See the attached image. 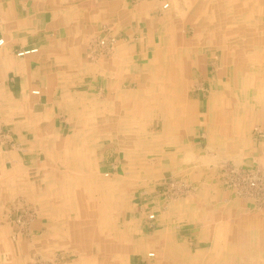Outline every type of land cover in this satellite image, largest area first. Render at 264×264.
Returning <instances> with one entry per match:
<instances>
[{
  "label": "crops",
  "instance_id": "0c3cea01",
  "mask_svg": "<svg viewBox=\"0 0 264 264\" xmlns=\"http://www.w3.org/2000/svg\"><path fill=\"white\" fill-rule=\"evenodd\" d=\"M220 3L238 4L234 7L238 15L232 18V24H225L229 19L226 16L218 22V29L213 30V25L208 26L207 20L215 15L203 12L199 6L218 4L220 8ZM165 4L169 5L166 9ZM245 8L249 10L247 19H253L248 26L239 22L243 14L241 10ZM263 15L264 0H0V203L7 194L17 196V187L23 185L24 179L34 178L35 168L40 174L38 177L50 181L48 185L54 188L46 194L41 191L40 200L35 197V201L34 187L25 181L26 198L43 206L47 215L45 221H40L39 226L26 235L25 241L35 246L39 242L43 252L48 254L56 252L57 255L62 250L71 251L70 248L84 252L80 236L73 245L69 242L70 248L66 247L64 242L71 241L67 238L66 218L57 213L60 208L66 210L67 202L75 203V197L82 199L77 193L83 192H72L73 196L66 198L64 188L67 183L60 180L91 178L90 173L83 176L85 172L80 166L86 162L89 165L97 162L116 170L124 182L126 190L122 189L125 193L119 195L118 203L126 201L127 191L132 190L128 194L133 195L134 219L128 222L127 228L139 227L137 233L148 235L138 240L136 251L128 256V264H132L131 260L135 258L137 262L133 264H264V261L258 262L259 256H264V230H261L264 218L258 217L260 215L251 209L247 210L246 203L230 201L233 196L228 189L218 191L223 201L220 203L223 214L217 217L215 224L223 227L219 233L212 230L209 204L205 202L207 198L204 199L203 188L193 189L184 202L165 205L161 189L145 186L152 179L161 184L176 179L184 164L205 161V157H197L202 146V127L212 134L217 132L216 138L222 143L230 132V136L232 134L235 140L241 141L242 125L249 123L250 119L241 117V85L236 90L241 102L235 104L231 111H223L221 93L230 74L225 71L227 75L221 79L215 65L208 69L206 66L209 61L217 60L215 51L234 47L235 43L228 37L230 33H235L234 37L243 41L261 38L257 44L242 45L240 42V47L250 55L246 56L247 66L250 61L264 66V54L261 56L259 53L258 59L255 54L264 46V36L260 35L261 30L264 31ZM201 28L206 31L200 32ZM238 31L240 33L237 34ZM102 35L116 37L118 42L112 49H104L105 54L100 52L103 48L98 44ZM202 35L208 38L205 40ZM31 49H38V52L25 57L17 55ZM165 62L169 63V73L163 74L165 69L161 72L170 88L161 92V95H168L162 106L166 112L163 111V116L159 112V121L164 118L163 127L158 136L145 140L144 135L141 140L144 150H148L146 156L153 157L154 167L148 171L155 174L145 180L142 172L131 174L126 170L135 159L123 156L124 140L119 139L120 144L114 141L117 128L113 109L115 100H121L123 106L130 104L129 94L133 91L138 97L137 102H131L136 109L151 108L152 102L146 96L140 101V95L146 94L145 89L152 87L153 83L155 86L160 84L162 79L154 78L151 69L153 72L157 66L162 69L167 65ZM212 69L217 71L213 78L210 75ZM250 75L254 81L259 77L255 71ZM210 77L213 80L208 100L203 94L193 99L190 89L195 83L204 87ZM180 82L186 90L181 93L176 85H172ZM263 89L256 88L258 100L264 101ZM155 109L152 114L159 115L158 108ZM99 113L105 118L98 121ZM87 115L90 116L89 122L86 121ZM229 117H232V124ZM178 123L181 129H178ZM86 131L91 132L88 137H85ZM73 134L75 138L71 137ZM57 161L63 163V170L61 166H57L58 170L50 168ZM68 161L77 163L78 170L76 167L74 171L67 172ZM134 179L139 187L131 184L130 180ZM96 190L103 195L105 208L99 209L101 205L91 201V205L80 209L105 211L106 217L113 219V190ZM90 194L82 200L92 197ZM150 208L156 210L152 224H148L144 216ZM2 209L0 206V218ZM119 210L124 209L121 207ZM96 214L98 218L92 219L96 221L95 226L103 218ZM55 216L58 222L54 221ZM136 219L141 221L137 220V223ZM5 221L0 219V250L4 246L14 258L17 257L14 255L18 244L24 242L23 235L11 238L12 234H17L15 226ZM93 221L89 225H93ZM151 226L153 230L149 232L146 228ZM92 237L89 233L87 241L90 240L91 244ZM147 249L154 250L153 261L147 260ZM112 252L110 247L105 257L112 258ZM3 257L7 255L0 254V258Z\"/></svg>",
  "mask_w": 264,
  "mask_h": 264
},
{
  "label": "rangeland",
  "instance_id": "374dc122",
  "mask_svg": "<svg viewBox=\"0 0 264 264\" xmlns=\"http://www.w3.org/2000/svg\"><path fill=\"white\" fill-rule=\"evenodd\" d=\"M223 3V2H222ZM214 4V3H213ZM220 8L216 6L211 5L208 6L205 5L203 8L202 6H199L200 9H202L203 12H207L211 16L210 19L207 20V25L210 24L216 27H211L213 30L217 29L219 26V21L222 22L221 19L225 18L226 16H230L228 21H225V24H232L231 21L233 17H237V13L234 10L235 6H238V4L232 3L229 4H220ZM251 7V6H250ZM253 7V5H252ZM216 9V10H215ZM224 9V10H223ZM237 10V9H236ZM218 11V12H217ZM220 11V12H219ZM242 17L240 18L239 22L240 25L245 24L246 26L250 25L253 22V19H247V15L249 14L248 9H242ZM240 11V12H241ZM255 12H257V9H254ZM224 12V13H223ZM239 12V14H240ZM252 12V10H251ZM218 14V15H217ZM264 15L261 17V20L263 21ZM197 18L194 19V22ZM216 19V20H214ZM239 19V18H237ZM200 21V20H198ZM216 22V23H215ZM238 23V22H237ZM183 26H186L185 24ZM232 26V25H230ZM228 27V26H227ZM185 29V28H184ZM200 32L204 33L205 30L203 28L199 29ZM262 33H260L261 36H264L263 29L261 30ZM204 39L208 38L207 36H203ZM233 37V36H232ZM100 40L104 39L107 41L115 40V45L118 43L117 38L113 36H106L102 35V37L98 38ZM99 40V41H100ZM98 41V43H99ZM262 50H257L255 52L256 59L259 58L260 54L263 56V50L264 46H261ZM102 54H105V50L102 49L100 51ZM99 52V53H100ZM216 56H218L217 60L211 62H208V65L206 68H213L214 65L216 66V70H218L219 65L222 64L223 60H226L224 57H222V54H218V51L216 52ZM237 53V52H236ZM238 54L235 56L236 60L238 61V66H242L243 70V77L248 76L245 79L242 78L240 80V85L242 89V113L241 117L243 118H250L253 121L249 119V123H245L242 125V138L241 141L235 140L232 137V134L230 136V132L226 138L225 144L223 145L222 140H217L216 135L217 132H212L206 130L204 127L201 128V133L203 135L202 139V146L201 149L198 150L197 157H205L204 162H196L194 159L193 164H189L191 162H188L189 165L186 166L184 164L180 168V175L176 179L168 180L167 182H164L161 184V182H156V180L152 179L151 183L145 186H149L151 188L157 187L158 190L161 189L163 193V199L165 205H174L178 202H184L185 198L188 196L187 194L190 193L193 189L196 188H203L204 189V199L207 198L208 207H209V217L210 222L213 223L212 230L217 232H221L223 227L215 226L216 222L218 221L217 217L223 214V209H221V204L223 201L221 200L222 196L218 194L219 190L228 189L233 198L230 199V201L238 200L241 203H246L247 210H252L255 214L260 215L258 217L264 218V206H258L257 203L251 199L246 198L243 196H239L237 190L234 188L235 185L233 183H230V181H233L234 175L227 174L231 169L235 168L242 172L246 173H252V172H264V101L258 100L256 98L257 90L256 88L262 89L264 87V66H259L257 64H254V62L246 61V56H250L248 52L242 50L241 52L238 50ZM260 53V54H259ZM181 58V56H180ZM230 59V57L228 58ZM168 61L169 60H165ZM258 61V60H255ZM165 62V66H163L162 69H160L161 66H157L153 69H151L152 75H154V78L157 77L158 80H161L160 84L158 83V86H155V83L152 84V87L146 88L145 92L146 94L140 95V101L144 96H146L147 100H150L152 102L151 108L149 109H142L139 111V109H136V106L133 105L131 102H137L136 93L133 91V93L129 94L130 98V104H127L126 106L121 105V100H115V106L113 109V121L116 125L115 131H114V141L119 143V139H122L125 141V145L123 146L122 154L125 156V159H129V157L132 159H135V162L129 163L127 167V171H130L131 174L142 172V178L145 180H148L150 178L154 177L153 171H148V169H153L152 167V156H146L145 153L148 152V150H144L145 147L141 145V140L143 139V136L145 135V140L148 139L150 136H158L162 130L164 118L163 120L159 121L160 119V113L163 116V111L166 112V108H162L163 101L167 93L161 92H167L170 88V84L166 83L163 80L162 77V70L165 69L166 72H163V74L169 73V63ZM257 63V62H256ZM264 64V63H263ZM215 69L210 70V75L213 78V76L217 73ZM228 73H232V67L228 68ZM252 71H255L257 74H259V77H257V80H253V76L250 75ZM220 75V72H219ZM206 82L205 86L203 87L202 84L195 83L194 86L190 89L191 90V96L193 95V99L197 98L199 95L203 94L205 96V100H208V97L211 93L210 89V82L211 79ZM233 78V77H232ZM155 81V80H153ZM233 81H236L238 84V80L234 79ZM245 81V83H244ZM254 81V82H253ZM159 85L163 87H159ZM173 86L176 85V89L178 92L186 91L184 88H182L183 84L182 82L172 84ZM233 84H230V87H226L224 90L231 89ZM203 87V88H202ZM147 90V91H146ZM237 90V88H236ZM234 91L233 95L226 96L227 101H229L228 106L225 108V106L222 104L223 111L232 110L235 107V104L237 105L240 103L238 98L240 99V95L238 96V92ZM150 92V93H149ZM264 94V89L261 90ZM237 95V96H236ZM235 96V97H234ZM238 97V98H236ZM160 98V99H159ZM160 100V104H157ZM127 101V100H126ZM128 102V101H127ZM157 102V103H156ZM165 103V102H164ZM222 103V102H221ZM249 103V104H248ZM157 104V105H156ZM233 104V105H232ZM233 106V107H232ZM158 108L157 114H152L154 111ZM247 107V108H245ZM160 108H162L160 110ZM225 108V109H224ZM244 112L245 115H244ZM100 114V113H99ZM97 115L98 121L101 118H105V116H102V114ZM94 116V115H93ZM165 118L167 115H165ZM253 117V118H252ZM90 116L87 115L86 121L89 122ZM243 118V119H244ZM176 119H179L177 117ZM175 119V120H176ZM231 119V121H230ZM173 122V121H172ZM248 122V120H247ZM176 122L174 121V124ZM229 123L232 124L233 120L232 117H229ZM229 124V126H230ZM176 125V124H175ZM176 127V126H175ZM178 129H181L180 123L177 124ZM145 131V134L144 132ZM91 132L86 131L85 137H88ZM74 137V134L71 136ZM212 137V138H211ZM120 144V143H119ZM209 145V146H208ZM207 146L210 147V149H207ZM147 148V147H146ZM73 151V149H71ZM70 153V152H69ZM75 153V152H74ZM73 153V154H74ZM152 154V153H151ZM150 155V154H149ZM70 156V155H69ZM73 156V155H72ZM213 156V157H212ZM57 157V156H55ZM182 157V156H181ZM181 159V158H180ZM192 160V159H191ZM189 160V161H191ZM66 171L72 172L68 170H73L77 167V163H70V161L66 162ZM63 163H59L58 161L51 164L50 168H54L58 170L57 166H61V170L64 168ZM80 166V169L82 172H85L83 176H86L87 174H91V178H85V179H69L66 180H60V182H66L67 185L64 188L66 190V198L73 196V194H76V192L82 191L86 192L88 191V195L86 197L90 196L89 198H85L84 201L82 199L77 200L75 197V200L73 202L75 203H66V210H57V213H61L64 218H66V224H67V238L71 241L64 242L66 243V247L70 248L71 245H73V241L79 240L82 238L83 242V248L84 252L81 249V251H78L77 248H70L67 250H62L61 252H58L56 255L55 253H49L43 252L42 245L39 242L37 243V246L29 244V242L25 241L26 235L32 233V231L39 226V222L44 220L47 215H45L43 206L39 205V203L32 202L26 198V191L24 190L26 187L25 181L27 184H31L34 187V200L36 201L35 197L42 196L41 194H46L49 191L53 190L52 186L48 185L50 181L48 180H42L40 177V174L36 172V168L33 169L35 171L34 178L32 180H23V185L19 184L17 187L18 189V195H12L10 196L7 194L6 198H4L3 203H0V206H2V216L0 219L3 221L6 220L7 222H11L13 224L14 232L17 234H12L11 238L20 237L24 240V242L18 244V251L16 253L17 257H10L8 249L5 250V247L2 246V249L0 250V254H6L7 257L0 258V264H128L130 253L133 254V252L136 251L138 240L142 237H147L148 235L142 234L140 231L137 233L139 227L135 228H127L129 226L128 222H133V204H132V194H128L129 191H127V200L119 202V198L122 193V189H125V185L122 182V179L119 178V175L117 174L116 170L111 169V167H105L103 164H97L95 162L94 164L89 165L87 162ZM46 166V165H45ZM243 166V167H240ZM193 167V170H192ZM48 168V169H50ZM78 170V167H77ZM95 174L94 177L92 175ZM108 174V176H106ZM193 180H192V178ZM230 180V181H229ZM1 181V180H0ZM131 184L133 186H138L137 180H130ZM52 182V181H51ZM156 182V183H155ZM161 184V185H160ZM97 187V188H96ZM9 188V186H8ZM44 188V189H42ZM101 188L106 189L110 188L113 190L114 195V203H113V219H109V217H106L107 214L105 211H92L89 214V210L86 209H80L81 207H86L87 205H84L85 202H91L93 201V204L98 203V206L101 205L99 209L105 208V199L103 200V195H101L100 191H97L96 189ZM126 190V189H125ZM200 190V189H199ZM7 192V190H5ZM43 191V193H41ZM38 192V193H37ZM73 192V194H71ZM97 193V194H96ZM131 193V192H130ZM220 193V192H219ZM37 194V196H36ZM172 197V198H171ZM201 198V197H199ZM230 198V197H229ZM228 198V199H229ZM55 199V198H54ZM90 199V200H89ZM79 201V202H78ZM222 201V202H221ZM113 202V199H112ZM218 202V203H216ZM73 204V205H69ZM84 205V206H83ZM123 207V211L119 210V208ZM97 208V206L95 207ZM62 209H65V206H62ZM140 211V210H139ZM146 214H144L145 219L148 221V224H152L155 219H150L151 215H155L156 210H153L152 208L146 210ZM251 211V212H252ZM50 212V211H48ZM96 212L99 214V218L103 217L98 221L97 226L96 221H93L94 219H97ZM138 212V211H137ZM136 212V213H137ZM128 214V215H127ZM131 214V215H130ZM56 219L54 221L58 222V218L55 216ZM105 218V219H104ZM136 218H139L137 215ZM144 218V217H143ZM93 219V220H92ZM107 219L109 221H107ZM119 219V220H118ZM79 220V221H78ZM136 219V222L138 223ZM5 221V222H6ZM53 221V220H52ZM92 222L94 225H89V223ZM107 221V222H106ZM141 221V220H140ZM120 223V224H119ZM82 224V225H81ZM38 225V226H37ZM84 225V226H83ZM148 226V225H147ZM137 229V230H136ZM148 231L152 232L153 226L147 227ZM264 230V228H261V230ZM126 230V231H125ZM89 233H91L92 237V244L90 243L89 239ZM40 234V233H37ZM28 237V236H27ZM27 242V243H26ZM69 242H72L71 245ZM94 245V246H93ZM35 246V247H34ZM92 246V250H91ZM129 246V247H128ZM110 247H112V254L114 255L112 258H106L105 254H109ZM128 247V248H126ZM134 249V251L132 250ZM127 250L129 253H127ZM147 260L153 261L154 257H149L150 253H154V250L147 249ZM80 252V253H79ZM92 252V254H90ZM78 254H81V257H77ZM131 254V255H132ZM55 255V256H54ZM85 255L87 257H85ZM91 255V257L89 256ZM264 261V256H259L258 262ZM137 262V259H132L131 263Z\"/></svg>",
  "mask_w": 264,
  "mask_h": 264
},
{
  "label": "bare ground",
  "instance_id": "6f19581e",
  "mask_svg": "<svg viewBox=\"0 0 264 264\" xmlns=\"http://www.w3.org/2000/svg\"><path fill=\"white\" fill-rule=\"evenodd\" d=\"M174 2V1H173ZM185 3V2H184ZM221 4V3H220ZM211 5V4H210ZM213 5V4H212ZM218 5V4H217ZM250 5V4H249ZM222 6V5H221ZM195 7V6H194ZM117 8V7H116ZM171 9V8H170ZM184 10V9H183ZM224 10V9H223ZM177 11H178V9H177ZM190 12V11H189ZM218 12V11H217ZM220 12V11H219ZM224 13V12H223ZM114 14V13H113ZM127 14V13H126ZM183 14V13H182ZM218 15V14H217ZM181 16V15H180ZM203 17V16H202ZM230 17V16H229ZM187 18V17H186ZM146 19V18H145ZM228 19V18H227ZM216 23V22H215ZM198 24V23H197ZM205 24V23H204ZM221 24V23H220ZM264 24V23H263ZM200 25H201V23H200ZM199 25V26H200ZM197 26V25H196ZM209 26V25H208ZM216 27V26H215ZM218 29V28H217ZM252 29V28H251ZM206 31V30H205ZM246 31V30H245ZM159 32V31H158ZM252 32V31H251ZM163 33V32H162ZM238 33H240V31H238L237 32V34ZM235 33H230L229 35H228V37H230V40L232 41V43H235V45H234V47L232 46H228V47H223L224 49L223 50H219L218 51V54L220 55V53L222 54V57H224L226 60H223L222 61V64L221 65H219V66H217L218 67V71L220 72V78L221 79H223L224 77H225V75H227V74H225V71H227V69L228 68H230V67H232V73L230 74V75H227V83L224 85V88H223V91H222V93H221V100H222V104L225 106V108L228 106V103H229V101H227V98H226V96H229V95H233V93H234V91L236 90V88H237V86L238 85H240V80L242 79V78H245V79H250V78H247L248 76L246 75V77H243L242 75H243V73H242V70H243V68H242V66H238V61L236 60V58H235V56L238 54V56L240 55L239 53H238V50L241 52L242 50H241V47H240V42H242V45H249V44H251V43H258L260 40H261V38L258 40H256V39H254V38H251L250 40L248 39V40H239L238 38H235L234 36H236V35H234ZM165 35V34H164ZM240 35V34H239ZM257 35V34H256ZM203 36V35H202ZM233 36V37H232ZM103 40V39H102ZM204 40V39H203ZM206 40V39H205ZM235 41V42H234ZM205 43V42H204ZM256 43V44H257ZM197 45V44H196ZM214 48V47H213ZM217 52V51H216ZM237 52V53H236ZM191 55V54H190ZM230 57V59H228ZM202 63V62H201ZM159 65V64H158ZM146 68V67H145ZM242 69V70H241ZM233 77V78H232ZM234 79H237L238 80V84L235 86V84L237 83L236 81H233ZM222 82V81H221ZM244 83H245V81H244ZM230 84H233V86H231L232 88L231 89H229V90H224L227 86L228 87H230ZM226 95V96H225ZM237 96V95H236ZM238 96H239V94H238ZM235 97V96H234ZM236 98H238V97H236ZM238 100H239V98H238ZM240 102H241V99L239 100ZM186 103V102H185ZM183 105V104H182ZM184 106V105H183ZM224 108V109H225ZM222 110H223V108H222ZM1 113V112H0ZM114 115V114H113ZM206 121V120H205ZM82 129V128H81ZM189 154V153H188ZM188 154H187V156H188ZM190 155V154H189ZM186 156V155H185ZM213 157V156H212ZM187 159V158H186ZM188 160V159H187ZM185 162V161H184ZM45 167V166H44ZM78 174V173H77ZM43 176V175H42ZM50 180V179H49ZM52 183V182H51ZM64 193V192H63ZM77 193V192H76ZM85 192H83V193H81V194H78L77 193V196H80V197H82V199L84 198V197H86L88 194H84ZM58 194V193H57ZM61 194V193H60ZM172 198V197H171ZM56 199H57V197H56ZM87 206H89V205H91L90 204V202H87L86 201V203H85ZM84 204V205H85ZM89 204V205H88ZM83 205V206H84ZM89 214H91L90 212H89ZM119 220V219H118ZM107 221H109L108 219H107ZM106 221V222H107ZM120 224V223H119ZM126 231V230H125ZM94 246V245H93ZM133 251H134V249H132ZM127 251H131V250H127ZM151 254V253H150ZM83 256H81V258H82Z\"/></svg>",
  "mask_w": 264,
  "mask_h": 264
},
{
  "label": "built area",
  "instance_id": "2783aa9c",
  "mask_svg": "<svg viewBox=\"0 0 264 264\" xmlns=\"http://www.w3.org/2000/svg\"><path fill=\"white\" fill-rule=\"evenodd\" d=\"M168 6V4H165L164 8L166 9ZM115 42L114 39L110 41L103 39L100 40L98 44L99 47L103 49H112ZM36 52H38V49L23 50L18 52L17 55L19 57H25L35 54ZM35 93L38 94L39 92ZM227 174L234 175L233 181H229L235 185L234 188L237 190L239 196L251 198L257 203L256 205L264 206V172L246 173L233 168ZM106 176H108V174ZM150 219H155V215H151ZM154 256V253L149 254V257Z\"/></svg>",
  "mask_w": 264,
  "mask_h": 264
}]
</instances>
